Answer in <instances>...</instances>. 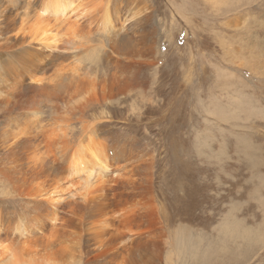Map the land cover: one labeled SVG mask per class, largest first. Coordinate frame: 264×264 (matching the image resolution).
Listing matches in <instances>:
<instances>
[{
    "label": "rangeland",
    "instance_id": "374dc122",
    "mask_svg": "<svg viewBox=\"0 0 264 264\" xmlns=\"http://www.w3.org/2000/svg\"><path fill=\"white\" fill-rule=\"evenodd\" d=\"M147 1L151 6L147 12L152 20L146 24L142 34L134 37L142 43L136 42L140 50L138 56H130L129 59L119 56V59L123 58L121 61H105L107 54L104 52L110 51L107 44L104 48L107 35L94 29L90 41L82 45L63 41L58 43L61 48L42 49V58L46 61L39 63L42 66L36 69L38 77H44L48 82L47 78H53L57 70L73 64L81 72L101 79V83L111 80L109 75L115 73L113 76L119 78L113 79L115 84L111 92L121 98L118 103L73 108L69 97L66 99L59 88L41 90V94L39 91L23 90L17 99H20L19 108L6 106L9 109L4 110L6 107H0V130L12 127L16 120L20 123L23 119L34 120V117L42 116L43 128L62 124L64 126L61 127L70 130V138L76 141L92 122L94 131L99 130L100 138L109 148L120 143L131 153L129 160L133 158L137 161L132 160L131 163L127 158L126 163L130 166L126 170H133L139 164L150 166L145 179L150 180L148 182L152 185L144 182V186L146 189L149 187L148 192L152 187L150 196L147 194L149 197L146 198L155 205V225L152 229L161 232V236L155 239L165 244L148 245L139 250L135 246L136 249L125 252L127 255L123 254L124 260L133 258L139 264H264V0ZM38 5L37 0H0V36H3L0 37V77H5L2 69L4 56L13 50V37L18 27L15 23L33 16ZM124 5H118L121 18L115 25V33L120 36L124 32L132 33L129 29L131 21L126 22V29L120 30L121 23L125 21ZM18 16L19 20L14 21ZM46 20L50 25L55 24L53 19ZM150 22L154 25L152 28L149 27V24L152 26ZM8 27H12V32ZM147 36L158 43L146 45ZM149 51L153 52L150 57L152 62L154 60L153 65L147 63ZM54 52L58 56L51 58L48 54ZM45 54L48 56L45 57ZM142 60H146V64ZM49 61L55 62L51 69L47 66ZM127 66L129 69L126 70ZM136 82L140 85H134ZM0 83L5 84L1 79ZM123 88L127 90L123 91ZM31 148V156L27 153L24 156L21 150L10 151L8 156L14 163L7 156L9 153L5 156L0 153V165L4 166L0 167V199L4 197L3 201L0 200V212L3 217L17 218L27 211L25 200H32L33 197L27 192L20 194L16 187L23 183L24 177L32 179L29 172L31 165L35 166L39 160L43 164L44 161V166L47 165L45 171L48 170V174L56 178L53 173H58L61 164L67 162L64 152L56 147L53 155L44 153L46 156L33 153L35 147ZM28 159L32 160V164L23 165ZM140 161H144L145 165ZM18 162H22L23 166ZM61 177L62 174L57 179ZM142 177L135 176L138 183H143L139 182L143 181ZM41 180L43 187L51 181L47 179L46 185ZM137 185L136 190L128 188V194L134 193L124 196L123 200L115 199L118 192L113 196L110 193L108 198L111 199L104 203L103 214L107 211L111 213L113 204L123 208L127 201L143 202L146 191L142 184L143 188ZM66 197L55 202L53 207L58 224L72 216ZM108 216L110 225L105 226L112 232L119 219L116 221L112 214ZM52 222L50 216L45 219V225ZM50 228L48 226L45 231ZM8 229V238L18 237L14 235L19 234L18 230L14 227ZM146 230L144 232L148 236L150 229ZM36 233L34 239L40 238V230ZM153 237L148 238L152 240ZM129 244L133 243L129 241ZM156 247L159 250H154ZM96 248L89 247L87 252L90 253L72 264L104 263L103 257L97 256Z\"/></svg>",
    "mask_w": 264,
    "mask_h": 264
},
{
    "label": "bare ground",
    "instance_id": "6f19581e",
    "mask_svg": "<svg viewBox=\"0 0 264 264\" xmlns=\"http://www.w3.org/2000/svg\"><path fill=\"white\" fill-rule=\"evenodd\" d=\"M37 1L39 2L38 10L37 11L34 10L33 16H29L28 14L29 17H27L26 19L23 18L21 20H19V16L17 19L13 18L15 19L14 21L19 20V22L15 23V25L18 26L17 27L18 29L16 28V32L13 37V43H14L12 47L13 50L8 51L6 53V56H4L6 57V59L3 61L4 65L2 66V69L5 73V77L3 75V77H0V79L1 82L5 84L0 83V107L5 108L6 106H10V109L19 108L18 104L20 103V99L19 100L17 99L20 97L21 92L23 90H33L37 92L39 91L40 93L41 90H47L51 88L57 90L59 88L64 93V97H66V99H68L69 97L68 99L69 103L72 105L73 108L76 107L84 108V107H89L90 105L93 106L94 104H100V103H102L103 105H115L116 103H118L121 98H119V96H116L117 94L112 95L113 92H111L112 91L111 88L113 84H115L114 82H112L113 79L116 78L115 76H113L115 75V73L113 75L112 74L109 75L108 78H110L111 80L108 79L107 82L106 80H103L101 83L99 82V80L101 79L98 80L97 79L98 77L97 78L95 76L92 77L86 73L81 72L80 68H78L76 65L74 66L73 64L72 66L71 65L65 67L61 66V68L63 67L62 69L58 68L60 70L56 71V74L53 75V78H50L47 75L48 74L47 72L46 75L49 77L47 78L49 79L48 82L47 80H45L44 77H38L39 74L36 72V69L42 66L39 63L46 61V59L42 58L43 56L42 49L54 50L56 48H61L62 46L58 45V43H61L63 41L82 45V43H86L87 41H90V36L92 33H94V29L97 32H103L104 35H107V42L104 43V48H105V44H107V47L108 46L110 47V51L107 50V52H104L107 54L105 61H108L110 59L121 61V59L123 58L119 59V56L120 57L125 56L126 59L127 58L129 59L130 56L132 57L138 56L140 54L139 53L140 50L138 49L136 42L141 40H138L137 38L134 37L141 32L143 33L146 24L152 20L151 19L152 16L147 12L151 8L148 1L147 0H37ZM120 3L122 4L125 3L124 5L125 12L123 15V17H125L124 18L125 21L121 23L120 30L126 29L125 25L126 22L128 21H131L129 25V27L130 26L131 27L129 29L132 30L131 34L124 32L121 36L118 34L116 35L115 33L116 22L119 23L118 21L121 18L119 15L120 13L119 10L121 8L118 7ZM5 16L8 17V15ZM45 18L53 19V22H55V24L50 25V22H48ZM150 23L152 24V26L149 24V27L152 28L154 25L152 22ZM61 24H63L62 27H59V25L61 26ZM11 28L9 29L8 27L9 30H11ZM3 30L5 31V28H3ZM17 30L19 32H17ZM112 34L113 37H110V35ZM154 34H156V32H154ZM136 39L138 41H136ZM145 40H146V45H150V46L153 44V43L151 44V42H154V45L158 43L156 39L152 41L150 39V36H147ZM155 40L157 42H155ZM34 42H37V45H34ZM139 43L141 42H138V44ZM16 46L17 48L15 49L14 47ZM144 51L146 50H143V52ZM143 52L141 51V53ZM147 54H149V57L147 58L148 61L147 63L152 64L154 60L152 62L150 57L153 56V52L149 51ZM48 55L51 58H56L58 56L55 52L54 54L50 53ZM48 55L45 54V57H47ZM143 62H142L143 64H146V60ZM54 63L55 62L53 63H50V61L47 62V66H49V69H51L50 66H52ZM115 63L117 62H114V64ZM118 64L120 63L118 62ZM141 66L142 65H140V67ZM140 67L138 70H140ZM143 68H145V66ZM46 69L47 68L45 63V71ZM127 69H129V67L126 68V70ZM144 71H146V69ZM50 73H55V72H50ZM1 75L2 73L0 74V76ZM126 75L128 76V74ZM143 75H140V77ZM118 78L119 77H117L116 79ZM129 84L131 83L129 82ZM137 84L138 86L140 85V83L137 82L136 84L134 83V85L136 86ZM122 90L124 91L127 89L123 88ZM61 94L62 93H60V95ZM53 96H55V94H53ZM57 97H59V95ZM57 97H53V98H57ZM50 98L48 97V99ZM8 109L9 108L6 107L4 110H8ZM4 113L5 112H3V114ZM41 118L36 116L34 117V120L32 118L31 120L23 121L24 120L23 119L22 122L20 121V123L18 120H16L12 127L10 126V128H6L5 131L0 130V151H1L0 153L3 156L4 154L6 155V153H9L10 151L21 150V152H23L25 156L26 153L30 155V153L32 152L30 150L31 147H35L33 153H37V154L48 153L51 155L52 152L55 151L54 148L56 147L58 148L59 151L62 150L64 152L63 156L66 158L67 162L65 165L61 164L60 168H58L59 169L58 173L56 172L53 173L54 176H57L56 178L48 174V170L45 171V167L47 165L44 166V161L42 164L40 163L39 160V162L36 163L35 166L31 165L32 164L31 159H28L27 164L25 162L23 163V165H27V166L31 165V167H29L30 169L28 167L27 169L30 170L29 172L32 174V179L29 178L30 179L29 180L24 177V180H22L23 183L19 186L17 185L16 189L18 192H20V194L22 192H27V194L31 195L33 199L25 200L26 202L25 204L27 205L28 209L24 213L19 214V217L17 218L3 217L0 212V264H72L77 259L82 258L84 254L90 253V251L87 252L89 250L88 249L89 247H97L96 248L98 251L97 256L99 258L103 257L102 259L105 261L104 263L101 262V264L102 263L105 264L109 257L110 259L107 261L106 264H139L140 262L135 261L133 258L129 259L130 257L128 258L129 260H124L123 254L127 255L125 254V252L126 251L128 252L129 250L132 249L138 248L139 250L140 248L148 245H153L155 247V245H159V244L161 245L163 243L162 241L155 239L156 237L158 238L161 236V232L158 229H152L153 226L155 225V221H154L155 205L152 204L151 200L146 198V196L149 195V192L151 191V187H152V186L150 187V191L148 192L149 187L146 189L144 186V182L147 183L148 181H150L145 179L147 178L146 174L148 173L150 166H141V164H139L138 166L135 165V168H133V170L132 169L126 170V167L130 166L127 165L128 162L126 163V161L127 158L129 160L131 153L125 150V146L121 145L120 143L115 145V147L113 146V148H109L105 140L103 138H100L99 130L97 129V131H94L93 129L94 123L92 122H90V124H88L83 129L84 135L82 134L79 138H77L76 141H73V139L70 138L69 136L70 130H67L66 129L67 127H61L62 124H57V126L51 125L52 127L45 129L41 126ZM29 129L30 130L32 129V131L31 132L28 131ZM25 135L26 138H24ZM2 151L5 153H2ZM16 152L18 154V151ZM20 154L21 153H19V155ZM8 155L10 156L11 154L9 153L7 154V156ZM44 156L46 155L44 154ZM27 157L30 158L29 156ZM2 159L4 158L1 157V160ZM10 159L14 163V160H12V158ZM132 160L136 161L133 158L131 159V161ZM140 160H142V158ZM131 161L129 160V162ZM141 162L142 161H140L139 163ZM143 162L142 165H145L143 164ZM2 163H4V161ZM18 163L20 164L22 162H18ZM147 164H153V163L147 162ZM18 168L20 167L18 166ZM53 171L55 170H52V172ZM7 173L10 172L8 171ZM60 174H62V177L60 179H57ZM50 176L53 178H50ZM135 176L138 177L143 176L142 177L143 181H139L143 183H138L136 180L137 178H135ZM41 178L43 179L41 180L43 181V184L46 183L45 181H47V179H51L49 185L43 187L42 183L40 182ZM138 180L140 179L138 178ZM137 183L138 185L142 184V186H144V191L146 192L144 191L142 192H144L145 198L143 197V199L145 200L143 202L139 200L137 201L133 200V202L130 203L129 201H127L126 204L124 203L125 205L123 204L124 205L123 208L121 206H114L113 204L112 207L113 210L112 212L110 211L111 213L109 214H112L114 218H116V221L118 219L119 220L117 222L115 221L117 225H114L112 232L108 231L107 226L105 225H110L108 222L109 214L107 213L108 211L105 212L106 214H103V211H104V203L106 204L107 199H111L108 198L110 193L113 196L115 192H118L116 194L117 198L115 197V199L118 198L122 199L124 196H130L131 194L134 193L132 192L128 194L127 191L129 190L128 188H132V190H136L135 186L137 185ZM149 184H151V182H148L147 185ZM9 191L11 192V190ZM135 193H137V191ZM138 195H141V193ZM65 197L67 198L66 200L71 206L72 210L70 211V213H72L71 214L72 216L67 217V219H65L63 222L58 224L57 223L58 217H56L57 215L55 214L56 209H53V207L55 206V202ZM3 198L0 200L3 201ZM113 202L115 201L113 200ZM107 206L109 205L107 204ZM49 216H50V220L53 221L52 222L53 224L46 223L45 225V219L48 218ZM110 218H112V216H110ZM48 226L52 228H50V230L46 232L45 230ZM10 227H14L15 230L19 231V234L17 235L14 234L15 236L18 237L8 238L9 234L7 233L6 230H9L8 228ZM146 229L148 230L150 229L147 232L148 236H146V232H144ZM38 230H40L41 237L40 238L36 237L37 239H34L35 235H37L36 232H38ZM34 233L36 234L34 235ZM152 236H154L152 240L148 238ZM8 239H10V242H8ZM129 241H131L133 244H129ZM135 246L136 248H134ZM86 247H88L87 251H86ZM158 247L161 248L160 246ZM158 247H156V249L154 250L156 251L159 250L157 249ZM97 251L93 253H97ZM132 254H130V256H132Z\"/></svg>",
    "mask_w": 264,
    "mask_h": 264
}]
</instances>
